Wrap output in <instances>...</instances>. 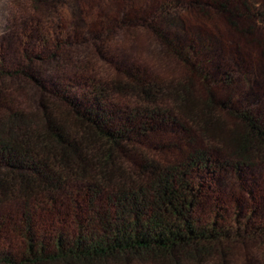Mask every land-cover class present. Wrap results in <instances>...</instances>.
Instances as JSON below:
<instances>
[{
    "label": "trees",
    "instance_id": "16d2710c",
    "mask_svg": "<svg viewBox=\"0 0 264 264\" xmlns=\"http://www.w3.org/2000/svg\"><path fill=\"white\" fill-rule=\"evenodd\" d=\"M30 1L73 43L104 47L67 65L77 96L36 113L2 98L0 264H230L264 239V106L245 105L264 0ZM159 130L175 139L150 145Z\"/></svg>",
    "mask_w": 264,
    "mask_h": 264
},
{
    "label": "rangeland",
    "instance_id": "374dc122",
    "mask_svg": "<svg viewBox=\"0 0 264 264\" xmlns=\"http://www.w3.org/2000/svg\"><path fill=\"white\" fill-rule=\"evenodd\" d=\"M55 13L53 9L43 6L37 8L30 0H0V61L3 65L0 68V111L5 107L4 97H9L20 110L36 113L42 110V101L54 98L56 91L62 90L67 94L65 96H77L79 89L70 80L73 77L69 68L71 59L92 54L89 60L97 61L94 53L96 48H103V44L73 43L69 37L54 31L48 26V20ZM38 29L41 31L40 38H44L42 40H37L35 36ZM122 45L118 39L110 42L113 49ZM98 66L103 75L115 76L117 73L104 60H99ZM253 84L254 89L245 105L260 108L264 106V66L255 69ZM150 137V145L155 147L169 144L175 139L173 133L166 130L156 131ZM149 149L150 146L146 144L148 157L155 161H172L175 158L172 150ZM135 169L136 165L126 160L124 170L132 173ZM234 252L235 257L230 264H264V239L238 244ZM130 260L118 264H201L199 261H186L184 257L176 262L134 257Z\"/></svg>",
    "mask_w": 264,
    "mask_h": 264
}]
</instances>
